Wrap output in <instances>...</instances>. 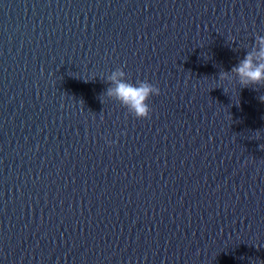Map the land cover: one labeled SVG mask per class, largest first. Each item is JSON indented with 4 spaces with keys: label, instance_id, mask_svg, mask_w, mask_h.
<instances>
[{
    "label": "water",
    "instance_id": "1",
    "mask_svg": "<svg viewBox=\"0 0 264 264\" xmlns=\"http://www.w3.org/2000/svg\"><path fill=\"white\" fill-rule=\"evenodd\" d=\"M262 45L264 0H0V264H264Z\"/></svg>",
    "mask_w": 264,
    "mask_h": 264
},
{
    "label": "clouds",
    "instance_id": "2",
    "mask_svg": "<svg viewBox=\"0 0 264 264\" xmlns=\"http://www.w3.org/2000/svg\"><path fill=\"white\" fill-rule=\"evenodd\" d=\"M256 55L257 57L264 55V45ZM234 70L240 76L242 84L264 81V63L254 62L250 54H246ZM125 75L124 71L116 70L109 76V80L115 86L107 90V95L119 101L133 116L145 118L150 112L148 98L159 94V88L147 80L132 82L126 79ZM261 100H264V97H261Z\"/></svg>",
    "mask_w": 264,
    "mask_h": 264
}]
</instances>
